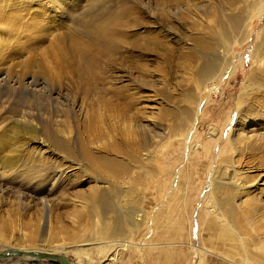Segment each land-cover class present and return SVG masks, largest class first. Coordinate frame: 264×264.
I'll list each match as a JSON object with an SVG mask.
<instances>
[{"label": "rangeland", "instance_id": "374dc122", "mask_svg": "<svg viewBox=\"0 0 264 264\" xmlns=\"http://www.w3.org/2000/svg\"><path fill=\"white\" fill-rule=\"evenodd\" d=\"M72 1L66 0L65 3H59L61 8H52L47 0H25L24 3L29 4L25 9L29 12L22 14V22L24 21L22 25L17 23L20 27L17 34H21V38L17 35L7 38L8 36L3 34L4 38L0 34V167L2 165L5 167H2L4 172L0 169V250L5 247L54 249L59 246L56 254L62 255L71 264H264V225H262L264 224L262 216V213L264 215V162H262L264 152L249 150L245 152L246 154H241L240 158L235 156V162L238 160V163H235L236 167L238 166L236 169L240 175L234 177L233 181L239 183L242 190L244 188L243 191L241 189L237 191V196L234 197L235 206L237 205L238 212H246L244 207L239 209L238 206H243L244 198L249 196L246 199L249 200V208L245 207L249 209L248 211H255L254 215L257 217L260 216V219L255 221V227L252 225L246 229L244 226L242 228L245 230H242L239 225L238 229H231L225 219L207 212L210 210L207 206L210 205L209 201L212 204L211 200L204 202L205 204L200 205L196 211L199 192L203 186H206L205 179L207 170L210 168V159L215 160L212 154L215 153L213 139L219 138L215 142L216 146L223 145L225 140L223 120L237 101L239 89L245 82L250 69L254 67L253 60L249 58L251 46L245 42L242 46H234L235 54H241L243 58V67H239L235 77L229 83L220 85L216 80L213 83L220 85V89L211 92L210 80L199 82V63L201 59H205V55H202L203 51L199 50L198 40L203 38L205 43L212 42V35L206 37L209 34L206 27L214 25L210 21L215 22L216 19L211 13L213 16L218 13L216 17H220L221 10L227 7V0H178L183 3L188 2L192 8H188L185 4L178 7L158 5V1L162 0H112V3L109 2L111 12L116 17L124 14L123 21L127 26L122 30L119 29L118 43L110 47L109 52L104 55L98 54V50L102 47L97 45L92 47L93 50L90 52L92 55L86 54L87 60H90L91 74L85 70L86 64L78 63L74 55L75 44L66 38L60 39L59 42L57 40L68 34L70 20L79 17L84 10L82 2L73 3ZM260 1L264 3V0H257V2ZM121 3L124 4L122 9L118 6ZM169 6L170 12H168ZM207 8L211 11H205ZM195 10L201 15L193 12ZM204 11L210 12L207 16L210 21L205 18L208 14L205 15ZM224 12L227 13L226 10ZM27 14L29 15L26 16ZM196 19L202 22V26L199 22L197 24ZM204 20H208L207 23ZM205 24L208 25L204 27ZM259 24L260 21L255 20L253 28L249 30L253 40ZM37 26H42L39 33L29 34L23 30ZM203 30H205L204 33ZM35 34L36 38H33ZM149 35L154 37L155 42L150 40ZM206 38H210L211 42H208ZM78 41L80 44H87L85 39ZM56 45H61L60 52L57 51ZM196 58L197 61H195ZM191 64L192 67H188ZM82 69L85 70L86 77L82 76ZM39 70H43V73ZM36 74L38 75L35 76ZM41 75L44 78L48 77L51 84H55V86L52 84L50 103L40 95L44 91ZM36 77L41 86L31 88L30 82ZM20 83L27 86L25 91L19 87ZM32 89H36L33 96ZM200 93L206 105L203 114L196 122L194 136L191 139L194 142L197 140L195 150L197 149L199 154L195 156L192 165L182 166V174L178 178L180 182L184 181L186 176L189 178L184 189V193L186 192L184 198L188 200L181 202L179 199L174 203L171 201L170 205L165 207L170 211L169 214L167 213L165 218L163 216L160 222L166 223V226L170 221L172 223L180 221L183 232H180L181 235H177L173 240L171 239L172 241L161 237L157 239L152 233L163 232L164 228L154 227L158 224L157 214H154L153 210L157 203V193L155 183L151 181L158 173L167 176L179 166L182 157L177 155L182 149L181 142L186 138L183 135L186 132L182 128L179 131L174 130L177 134H173L165 127L167 122L171 121V111L175 112L178 108L184 109L187 105L185 101L196 102ZM28 106L34 114L29 122L35 131H38L35 138L31 137V133L21 132L15 123L16 120L20 121L23 112L28 111ZM57 106L63 108L65 113L59 112L56 109ZM37 110H40V116L37 115ZM56 110L59 112L57 115ZM263 119L250 121L247 125L262 133L264 132ZM127 126L132 130L131 135L128 132V134L125 133ZM143 127L145 130L140 131ZM67 130L71 132L70 138L63 136ZM178 133H181L180 137ZM153 135L158 140L155 139L152 145ZM54 140L64 142V149ZM142 140L148 141L147 144L151 143V146L148 145L151 148L146 147L151 149L147 161L141 159V156L145 154L139 148ZM194 142L191 141L190 147ZM40 143L44 145L40 147ZM111 145L122 147L124 156L112 154L111 148H108ZM84 153L95 157L107 155L116 161H122L127 169L121 175L123 182H126L124 189L130 190L133 198L138 197L136 208L140 207L144 215L150 216L149 221L153 222V224L148 223V228L143 224L140 231H137L143 234L144 238L149 239V241L145 240V243L152 244V248L144 247L143 256L136 248L127 247L111 251L109 254L113 258L110 262L99 263L97 252L87 250L88 244L79 245V252L69 247L65 248L80 244L79 242L83 244L92 236L96 238L93 232L101 228L100 220L90 218L88 205L83 200L89 194L91 187L96 185L92 178L94 171L91 167H87L82 159ZM168 153H170L169 157L166 156ZM261 153H263L262 157ZM71 162L81 163L82 168L76 165L68 167ZM212 165L213 163L211 167ZM44 168L45 174L42 172ZM145 171L148 173V178L150 177V183L149 179H144V177L147 178ZM186 171L187 174L184 175ZM58 172L62 175H57L54 179L53 176ZM47 173L51 174L50 181L38 178L39 174L44 177ZM217 175L216 172L212 174L214 178ZM151 176L154 178L152 179ZM219 177L218 175L217 180L220 179ZM167 179L162 184L165 185L164 188L169 183ZM96 187L100 192L103 185ZM227 194L228 188L223 186L217 192L212 190V197L209 194L208 198H223V195ZM251 197L255 198H252L254 201ZM124 205L130 206L132 203ZM195 211L198 219L200 218L196 233L199 235L196 238L187 237L191 213ZM152 217H155L154 220ZM94 238L91 241H97ZM188 243L196 244L207 251L192 252L189 250ZM161 245L169 249L167 262L162 253L156 252ZM155 246H157L156 250ZM0 264L50 263L43 259H36L33 262L27 258L13 256L0 259Z\"/></svg>", "mask_w": 264, "mask_h": 264}, {"label": "bare ground", "instance_id": "6f19581e", "mask_svg": "<svg viewBox=\"0 0 264 264\" xmlns=\"http://www.w3.org/2000/svg\"><path fill=\"white\" fill-rule=\"evenodd\" d=\"M75 1L82 2L84 5V10H83V12H81V14H79V17L73 18L70 20L71 26L68 28L69 29L68 34L65 37L57 38V40L59 42L60 39L62 40L63 38H66V39H68V41H71V43H74L75 44L74 55H76L78 63L80 64V62H81L82 64L83 63L86 64V66L84 68L87 71V73H90V60H87L86 54H91L90 52L93 50L92 47L97 46V45L98 46L100 45L102 47L101 49L98 50V54L104 55L107 52H109L110 51L109 48L115 46V44L118 43V35L120 33L119 29L122 30L123 28H126L127 24L123 21V19H125L124 14L120 15L119 17L118 16L116 17L111 12V9H110L111 5H109V2L112 3V0H73L72 2L74 3ZM197 1H199V0H197ZM233 1H234V3H233ZM233 1L231 3V0H227V3H226L227 7L224 9L227 11V13H225V12L223 13L224 10H221V8H220V10L222 11V13H221L222 15L219 14L220 17H216V15L218 16V13H216L215 16H213V13H211L212 17L213 18L215 17V19H216L215 22L214 21L212 22L208 19L209 17H207V16H209L210 12L209 13L205 12L207 10L211 11V9H208L210 6L209 7L207 6L208 8L204 11L205 15H206V13L208 14V15H206L205 18L214 24L213 26H208L209 28L206 27L208 29V32H209V34L206 37H209V35H212L211 36L212 38L211 37L210 38L213 40L211 42L209 40L210 38L209 39L206 38L207 41L208 42L210 41L212 44L211 43L209 44L207 42L205 43L203 38H202L203 42L201 39L198 40L199 41L198 45H200V47H201V49L199 47V50L203 51L201 53H202V55H205V59H203V60L201 59V63H199L200 64L199 69L197 67H194V68L198 69L199 82L200 81L205 82L207 80H210L211 81V87H212L211 92H216L217 89H220V85L222 83H229V81L235 77V74H236L237 70L239 69V67L240 68L243 67V62H242L243 58H242L241 54H235L234 46L235 45H241L242 46L245 44V42L251 46V50L249 52V58L251 60H253L254 67L252 69H250L248 75L245 78V82L240 87L239 93L237 96V101L235 102L233 107L229 110V112L225 115L226 117L223 120L222 127H223V125H225L224 126L225 127V135H224L225 140H224L223 145H221V146L217 145L216 146L215 142L218 141L219 138L217 139V137H216V139H213V143H214L213 148H215V153H212V154H213V157L215 156L216 161L214 160V158L210 159V168H208V170H207V175H206V179H205L206 186H203L201 188V191L199 192L196 211L200 205H203L204 202H207V200H211L212 204L209 201L208 203L210 205L207 206V208H210V210L207 211L208 213L214 214V216H216V217L219 216L220 219H225L227 221L226 224H228V226L231 229L236 230V229H238L237 226L240 225L241 227L240 226L239 227L242 230H245L242 227L246 226V229H247V227L250 228L252 225H254V227H255V224H256L255 221L260 216L257 217L256 215H254L255 211H252V210L248 211L249 209H247V207L249 208L248 205H250V203L248 202L249 200L247 201L246 199H248L249 196H247L246 199L244 198L245 201H243V203H242L243 206L242 205L238 206L239 209H240V207H244L246 212H244V209H243L244 213H240V211L238 212L237 207H236L237 205L235 206L234 197L237 196V191L239 189H241V187H240L239 183H235V181H233V178L239 177V175H240L238 170L236 169L238 166L236 167L237 164H235V163L238 160L235 162V156H236V158L239 156H242L241 154H243L249 150H250V152H253V151L264 152V132L260 133L258 130L254 129V128H249L247 125V123H249L250 121H255L256 119H259V118H261V119L264 118V3L262 1L257 2V0H240L239 2L235 1V0H233ZM24 2H25V0H19V1L18 0H0V34H2V35L4 34L5 36H8L7 38H9L11 35L12 36L17 35V37L18 36L20 37L21 34H19V33L17 34V31L20 28L18 24L22 25V23H24V21L22 22V19H23L22 14L24 12H29L27 9H25L26 6H28L29 4H25ZM47 2L50 4V6L52 8H58V7L61 8V5L59 3H65L66 0H47ZM158 2H159L158 5H161V6L175 5L176 7H178L181 4L182 5L185 4V6H187L188 8L191 6L190 4H188V2L183 3V1L180 2L178 0H162V1H158ZM224 3H225V1H224ZM118 6L120 9H122L124 4L121 3ZM190 8H192V7H190ZM205 8H206V6H205ZM169 9H170V6L168 7V12L171 11V10L169 11ZM163 10L166 11V9H163ZM183 11H185V10H183ZM193 12H195V13L197 12L199 14V11L195 10ZM215 12H217V11H215ZM191 13H192V11H191ZM200 13H202V12H200ZM183 14L187 15L185 13H183ZM28 15L29 14H27L26 16H28ZM199 15H201V14H199ZM199 15H196V16H199ZM193 16L195 17V15H193ZM187 17H189V16H187ZM201 17H200V20H201ZM29 18H30V16H29ZM190 18H191V16H190ZM191 20H193V19L191 18ZM198 20H197V24L199 22ZM255 20L260 21V24L258 25V29H257L256 34H255V39L253 40L252 36L249 33V30L251 31V29L253 28V24H254ZM205 21L206 20H204V22ZM207 21H206V23H207ZM19 22H21V23H19ZM36 24H38V23H36ZM201 24H202V22L200 23V25ZM29 25H30V23H29ZM206 25H208V24H205L203 26L205 27ZM209 25H212V24L209 23ZM26 27H28V26H26ZM197 28H199V27H197ZM23 30L27 31V33L29 32V34L30 33L31 34L39 33V31L42 30V26H37L33 29L27 28V30L25 28ZM204 31L205 30H203V33H204ZM4 35H3V37H4ZM33 38H36V34H35V36H33ZM149 38H150V40L155 42L153 36L149 35ZM149 38H147V39H149ZM79 39H85L87 41V44L86 45L80 44V42L78 41ZM76 40L79 43L76 42ZM198 45H196V46L198 47ZM59 46H61V45H56L55 47H56L57 51L60 52ZM204 52H205V54H204ZM198 54L201 55L200 53H198ZM90 58H92V57H90ZM197 60L198 59L196 58L195 61H197ZM194 66H196V65H194ZM188 67H192V64L189 65ZM85 70L82 69V71H81L82 76L85 74ZM39 71H41V70H39ZM37 75L38 74H36L35 76H37ZM42 75H44V74H42ZM35 76L33 75V77H35ZM84 76L86 77V75H84ZM216 80L219 82V84H220L219 86H217L215 83H213ZM40 81H42V80H40ZM42 83H43L42 88H44V91L40 95H42L45 98V100H47L49 102L50 101V95L53 91V86H52L53 83L51 84V82L48 80V77L47 78L43 77ZM38 85H40L38 77H36V79L33 78L30 82V86H32L31 88H36ZM53 85L55 86V84H53ZM214 85H215V87H214ZM19 87L23 91H25L27 86H25V84H23V83H20ZM199 88H201V87H199ZM45 89H46V92H45ZM35 90L36 89H32V91H31L32 96L34 95V92H36ZM201 91H203V90H201ZM199 96H200V98H199ZM199 96L197 97L198 98L197 101L195 100L196 102H193V101L189 102V100L185 101L187 105H186V107H184V109L178 108L179 109L178 110L176 107L177 110L175 112L171 111L170 112L171 121L170 122L168 121L167 122L168 124L166 123L167 126L165 125L166 126L165 128L167 129V131H170V133H173V134L176 133V132L174 133V130L179 131L182 128L186 132L185 134H183L186 136V138H185V140H183V142H181V148L182 149L180 150L181 152L180 151L178 152L179 155H177V156L182 157V160H181L179 166H177V168L174 169V171L172 173H170V174L168 173L167 176L161 175L162 173L161 174L158 173V175L155 176V178L153 177L154 180L151 181V183L152 182L155 183V188H156L155 190L157 193L156 194V196H157L156 202L157 203H156V206L153 210H154V214H157L156 216H157V220H158L159 225L156 224V225H154V227L156 226V227H159L161 229L164 228L163 232H160V233H154L153 232L152 233L155 236V238H157V239H160V237H161L163 239L165 238L166 240L167 239L173 240V238L176 237L177 235H179L180 232H183L181 230L182 225L179 224V222H180L179 220H178L179 221L178 223L177 222L172 223V221H170L169 224L166 226H165L166 223L161 224L160 222L162 220L161 218H163V216L165 218L167 216V213L170 212L168 210V208H165V207L170 205L171 201H173V203H174L175 200L177 201L179 199L181 202H184V200H188V199L184 198L185 193H186V192L184 193V189H186L189 178H187V176H186L184 181H182V182H180L178 180V178L182 174V171H181V168H183L182 166L192 165L193 164L192 161H195V156H197L199 154L196 151L197 149L195 150L197 140L195 142H194V140H191V139H193V136H194L195 127H196L195 125H197L196 122H197L198 118L203 114V110H204L205 105H206L205 100L203 101L201 99L202 98L201 93ZM27 109H28L27 112L25 111V112H23V114L21 112L22 115L20 117V121L16 120V122H15L16 127L19 130L21 129L20 131L25 133V134L31 133L32 134L31 137L35 138V136H37V134H38V131H35V128H33L29 122V119H32V117L34 116V114L32 113L33 110L30 108V106H28ZM56 109H58V111L61 113H65L64 112L65 110L63 108H61L60 106H57ZM58 111L57 110L55 111L56 115L59 113ZM36 112L38 113L37 115H39V116L41 115L40 110H37ZM99 117H100V115H99ZM55 118L57 119V117H55ZM99 119H96V120L99 121ZM90 120H91V118H90ZM101 120H100V122L103 123ZM54 121H55V119H54ZM144 128L145 127L140 128V131H144L145 130ZM132 129H134V127ZM160 129H162V128H160ZM220 131H219V133H220ZM127 132L130 133L129 135H131L132 130H130L128 127L127 131L125 133H127ZM70 134H71V132L67 130L63 136L70 138L69 137ZM180 136H181V133H178V137H180ZM100 137H99V139H100ZM157 137L159 138V135H157ZM151 138L154 141L151 142L150 139H148V138L147 139L150 140V142L153 145V143H155L156 137H154V135H153V137H151ZM156 140H158V139H156ZM54 141H56V140H54ZM191 141H193L194 143L190 147ZM146 142H148V141H146ZM146 142H144V140H142V142L139 145L140 146L139 148H141L140 150L144 151V153H145L144 155L141 156V159H144L147 161L148 160L147 159L148 153L151 152L150 151L151 150L150 149L151 143L147 144ZM55 143L60 144L61 148L64 149V147H65L64 142L56 141ZM43 145H42V143L39 144L40 147H42ZM148 145H150V146H148ZM147 146L150 148H146ZM157 146L155 148H157ZM106 147H108V146H106ZM143 147H145V148H143ZM108 148L109 149L111 148L110 152L112 154H114L115 156L124 154L121 151L122 147L119 148L118 146H115V145L112 146L111 145V147H108ZM154 150H156V149H154ZM169 154L170 153H168V155H166V156L169 157ZM262 154L263 153H261V157H262ZM173 155H175V154H173ZM125 156H126V154H125ZM131 157L133 159V156H131ZM173 157H175V156H173ZM82 159H83V161L86 162L87 167H91L92 170L94 171V175L92 174V178L96 182L95 187H91L89 194L87 196H85L83 200H85L87 205H88L87 208L89 209L88 214L90 215V218H96V219L100 220L99 223H101L100 224L101 228L98 231L93 232V235L96 236V238H94L92 236V238L85 240L87 242L82 241L83 244L81 242H79L80 244L67 246L65 248L69 247L73 251L79 252L80 251L78 248L79 245H81V246L85 245L86 246V244H88L89 248L87 250L97 252L98 255H96V256H98L99 263H104L107 261L110 262V260L113 258V256L109 254L111 251H115V250L123 249V248H127V247L136 248L139 251V253H141V256H143L142 251H143L144 247L145 246H147V247L151 246L152 244L145 243L144 241L145 240L149 241V239L144 238L143 234L141 235V234L137 233V231L138 232L140 231V227H142L143 224H145L146 227L148 228V226H147L148 223L153 224V222L149 221L150 216L147 217L146 214L144 215V212H142V210H140V207H139V209L136 208L137 207L136 204H138V200H137L138 197L133 198L132 194L129 192L130 190L124 189L126 182H123L121 175L123 174V172L125 173L127 169H125L124 165L122 164V161H119V160L116 161V159L111 158V157L109 158L107 155H106V157L105 156L95 157V156H91L90 154H85V153L82 155ZM173 159H172V161H173ZM178 159H179V157H178ZM169 161H171V160H169ZM143 162H145V161H143ZM262 162H264V161H262ZM212 163H213V165L211 167ZM74 165L81 166V163L71 162V164H69L68 167H74ZM4 166H7V165L4 164ZM2 167H3V165L0 167V169H2V172H4L3 168H5V167H3V168ZM129 167H131V166H129ZM81 168H82V166H81ZM189 168H190V166H189ZM69 169H72V168H69ZM44 170H45V168L42 171L43 174L46 173V170H45V172H44ZM50 170H52V169H50ZM59 172L55 175L52 173V175H54L53 176L54 179L57 175H62V173H59ZM145 172H146L145 175H147V178L144 177V179H149L150 177L148 178L147 171H145ZM149 172H151V171H149ZM215 172L220 176L219 177L220 179L217 180L218 175L215 178L212 176V174ZM48 173L44 177L40 176V174H39L38 178L40 180L49 179V181H50L52 178L50 176L51 174H48ZM183 174L186 175L187 171H186V173L184 172ZM105 175H106V177H104ZM102 177H104L105 179ZM30 178H32V177H30ZM151 178H152V176H151ZM166 179L168 180L169 183L166 182L168 184H167L166 188H164L165 185H162V184L165 183ZM231 179H232V181H230ZM130 181H131V179H130ZM148 181L150 183V179ZM100 185H103V188L99 192L98 188L96 186H100ZM223 186L224 187L226 186L228 188V194L226 196L223 195L224 196L223 198H215V197H213L212 199L208 198L209 194L211 196L212 190L217 192ZM181 190H183V191H181ZM243 190H244V188H243ZM177 191H181V192L176 193ZM213 195H214V192H213ZM216 196H218V195H216ZM252 198L253 197H251V199ZM253 199H255V198H253ZM253 199H252V201H254ZM255 201H257V200H255ZM126 203H132V205L125 206L124 204H126ZM251 204H253V203H251ZM174 205H176V204H174ZM245 206H247V207H245ZM202 207H204V206H202ZM173 208H174V206H173ZM196 211L191 213V217H190V221H189V228H188L189 231L187 233V237L192 236L193 238H196V236L199 235V234L196 235V233H197V227L199 226L200 218L198 219V214ZM139 212H141V213L139 214ZM256 212H257V210H256ZM261 212H263V211H261ZM147 215H149V214L147 213ZM254 216H256L255 219H253ZM262 216L264 218L263 213H262ZM153 218H155V217H152V220H154ZM154 222H156V220ZM262 225H264V224H262ZM254 227H252V228H254ZM151 230H152V228H151ZM166 231H168V232H166ZM146 233H148L150 235L149 232H146ZM136 234H137V236L135 237ZM93 238L97 239V241H91V239H93ZM49 239H51V238H49ZM88 241H90V242H88ZM263 242H262V244H263ZM260 243H261V240H260ZM91 244L92 245L94 244V245L92 246ZM164 245H166V244H164ZM187 245L189 246V250H191L192 252L204 253V251H207L204 248L198 247L196 244L188 243ZM263 246H264V244H263ZM156 247L157 246H155V250H156ZM161 247H162V245H161ZM161 247H160V249L158 247V251H156V252L162 253V255L164 256V258L166 259V262H167L169 249H168V247H162V248ZM59 248L60 247L58 246L54 249H42V248L29 249V248H13V247H5L4 249H21V250H25V251L36 250V251H45V252H48L51 254L58 255L56 253L58 252ZM151 248H152V246H151ZM148 253H149V251H148ZM172 253H173V251H172ZM59 256H62V255H59ZM149 256H150V254H149ZM21 257L27 258V259L32 258V257H28V256H21ZM62 264H71V263H69V261H67V263L62 262ZM106 264H109V263H106ZM245 264H248V263H245Z\"/></svg>", "mask_w": 264, "mask_h": 264}, {"label": "water", "instance_id": "95a60500", "mask_svg": "<svg viewBox=\"0 0 264 264\" xmlns=\"http://www.w3.org/2000/svg\"><path fill=\"white\" fill-rule=\"evenodd\" d=\"M21 257V256H28L32 257L30 260L35 261L36 259H43L48 261L50 264H62V262L67 263V259L63 256L51 254L45 251H36L30 250L25 251L21 249H3L0 250V259L2 258H9V257Z\"/></svg>", "mask_w": 264, "mask_h": 264}]
</instances>
